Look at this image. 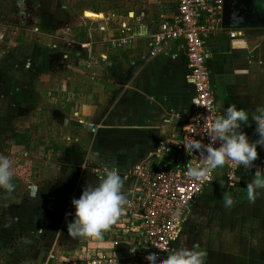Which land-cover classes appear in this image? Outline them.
Returning <instances> with one entry per match:
<instances>
[{
    "label": "crops",
    "instance_id": "obj_1",
    "mask_svg": "<svg viewBox=\"0 0 264 264\" xmlns=\"http://www.w3.org/2000/svg\"><path fill=\"white\" fill-rule=\"evenodd\" d=\"M175 8V0H99L74 10L71 42L81 48L64 57L73 61L67 65L71 74H78L71 88L83 97L67 118L70 140L58 149L49 191L40 198L51 207L35 217L40 237L30 254L35 253L38 264H100L101 254L122 260L131 254V219L123 206L100 238L72 237L67 231L71 201L86 185L99 182L92 172L95 164L105 162L118 172L126 201L136 186V166L167 162L154 152L160 141L180 137L194 92L183 43L162 46L156 39L161 22ZM223 22L225 29L206 40L214 99L221 115L229 104L249 112L241 130L254 141L258 133L251 115L257 105L264 106V26L234 25L225 14ZM233 29L242 34L230 38L228 30ZM123 37L128 38L124 45L112 44ZM257 152L253 168L238 171L233 180L216 173L189 210L171 250L195 244L207 252L205 264H264V187L253 189V200L248 187L257 173H264V147L258 145ZM227 195L233 199L231 207L224 206ZM56 252L66 258L47 257Z\"/></svg>",
    "mask_w": 264,
    "mask_h": 264
},
{
    "label": "rangeland",
    "instance_id": "obj_2",
    "mask_svg": "<svg viewBox=\"0 0 264 264\" xmlns=\"http://www.w3.org/2000/svg\"><path fill=\"white\" fill-rule=\"evenodd\" d=\"M98 1L0 0V155L12 162L15 184L11 192L0 188V264H38L30 254L40 237L35 217L51 207L40 198L58 149L70 140L67 118L83 97L71 88L78 74L64 57L81 48L69 25L74 10ZM52 254L55 261L65 257Z\"/></svg>",
    "mask_w": 264,
    "mask_h": 264
},
{
    "label": "built area",
    "instance_id": "obj_3",
    "mask_svg": "<svg viewBox=\"0 0 264 264\" xmlns=\"http://www.w3.org/2000/svg\"><path fill=\"white\" fill-rule=\"evenodd\" d=\"M175 2L173 15L161 22L156 39L162 46L180 41L186 48L189 76L194 86L190 109L180 137L173 141H160L154 152V157L167 162L161 165L144 162L133 171L136 186L133 196L123 205L124 214L131 219V254L127 260L101 254L100 264H150L145 257L151 252H158L160 258H166L189 210L204 188L214 180L216 173L221 171L228 180H233L238 171L251 169L255 163L251 167H244L229 160L204 178H191L188 175V167L202 163L203 156L198 151L188 150L185 141L193 137L208 143L205 129L216 116L221 115L206 64V40L225 29L224 0ZM228 34L230 38H235L242 32L233 29L228 30ZM127 41L128 38L123 37L114 40L112 44L119 47ZM173 153L176 154L174 160L171 159ZM93 169L99 180L107 171L112 170L105 163Z\"/></svg>",
    "mask_w": 264,
    "mask_h": 264
},
{
    "label": "clouds",
    "instance_id": "obj_4",
    "mask_svg": "<svg viewBox=\"0 0 264 264\" xmlns=\"http://www.w3.org/2000/svg\"><path fill=\"white\" fill-rule=\"evenodd\" d=\"M249 118L246 109L229 104L223 114L216 116L205 129L208 143L193 137L186 140L188 150L198 151L203 156L202 163L188 167V175L191 178H204L229 160L238 166L251 167L258 156L257 146L264 147V106L257 105L251 115L256 124L255 131L258 133V139L254 141H250L247 134L241 130V125L247 123ZM123 187L124 181L116 170L107 171L97 184L86 185L79 198L71 201L74 211L71 214L73 219L67 224L68 235L100 238L121 215L125 203ZM248 187L249 199L253 200V189L264 187V173H257ZM0 188L9 192L15 188L12 162L2 155ZM232 204L231 195L225 196L224 206L231 207ZM206 256L207 252L194 244L191 248L170 250L166 258H160L158 252H151L145 258L150 264H205Z\"/></svg>",
    "mask_w": 264,
    "mask_h": 264
},
{
    "label": "flooded vegetation",
    "instance_id": "obj_5",
    "mask_svg": "<svg viewBox=\"0 0 264 264\" xmlns=\"http://www.w3.org/2000/svg\"><path fill=\"white\" fill-rule=\"evenodd\" d=\"M225 18L238 26H264V0H225Z\"/></svg>",
    "mask_w": 264,
    "mask_h": 264
},
{
    "label": "water",
    "instance_id": "obj_6",
    "mask_svg": "<svg viewBox=\"0 0 264 264\" xmlns=\"http://www.w3.org/2000/svg\"><path fill=\"white\" fill-rule=\"evenodd\" d=\"M224 5H225V0H224ZM22 12H23V10H22ZM252 178H249V180H251Z\"/></svg>",
    "mask_w": 264,
    "mask_h": 264
}]
</instances>
